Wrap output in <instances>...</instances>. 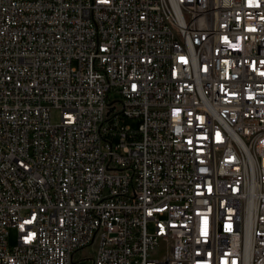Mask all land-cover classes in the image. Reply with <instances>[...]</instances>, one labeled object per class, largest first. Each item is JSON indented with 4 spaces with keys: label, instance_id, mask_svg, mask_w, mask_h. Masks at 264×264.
Listing matches in <instances>:
<instances>
[{
    "label": "built area",
    "instance_id": "2783aa9c",
    "mask_svg": "<svg viewBox=\"0 0 264 264\" xmlns=\"http://www.w3.org/2000/svg\"><path fill=\"white\" fill-rule=\"evenodd\" d=\"M83 250L264 264V0H0V264Z\"/></svg>",
    "mask_w": 264,
    "mask_h": 264
},
{
    "label": "rangeland",
    "instance_id": "374dc122",
    "mask_svg": "<svg viewBox=\"0 0 264 264\" xmlns=\"http://www.w3.org/2000/svg\"><path fill=\"white\" fill-rule=\"evenodd\" d=\"M111 99L113 100H120L121 99V95L117 92H113L111 94ZM117 106L113 105L109 108V113L111 112H115L117 110ZM61 118V114L60 111L57 109H54L52 111V122L56 123L58 121H60ZM121 125L123 124H129L133 127V129H136L138 127V120L134 119V118H129V117H123V119L120 121ZM149 230H152V226H149ZM17 242V231L15 228H11L9 230V244L11 246L15 245ZM91 260H90V252L89 250H83L80 255H79V259L72 263V264H90Z\"/></svg>",
    "mask_w": 264,
    "mask_h": 264
}]
</instances>
